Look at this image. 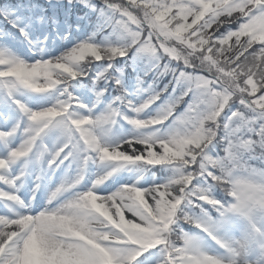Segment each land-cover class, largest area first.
<instances>
[{"label":"snow or ice","instance_id":"1","mask_svg":"<svg viewBox=\"0 0 264 264\" xmlns=\"http://www.w3.org/2000/svg\"><path fill=\"white\" fill-rule=\"evenodd\" d=\"M0 264H264V0H0Z\"/></svg>","mask_w":264,"mask_h":264}]
</instances>
